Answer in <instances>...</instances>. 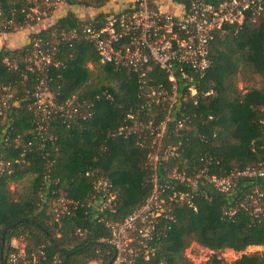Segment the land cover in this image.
I'll return each mask as SVG.
<instances>
[{
    "label": "trees",
    "instance_id": "trees-1",
    "mask_svg": "<svg viewBox=\"0 0 264 264\" xmlns=\"http://www.w3.org/2000/svg\"><path fill=\"white\" fill-rule=\"evenodd\" d=\"M1 1L7 15L25 5V0ZM169 1L189 9L197 0ZM117 2L66 0L63 14L27 35L26 43L13 48L0 43V83L11 85L15 101L0 117V264L11 238L22 235L27 250L43 246L49 264H109L114 250L106 222H121L141 207L155 181L188 192L189 202L171 199L165 190L168 212L156 218L154 250L147 258L136 255L133 264H192L184 251L193 241L214 251L203 264L221 262L216 254L226 248L264 247V174L238 175L229 191L208 179L264 164V17L216 32L209 66L192 83L195 94L179 77L170 104L173 83L162 68L149 62L140 75L101 63L82 36L83 25L102 26ZM80 6L98 11L83 19L75 11ZM17 18L23 20L20 12ZM73 28L76 38L60 39ZM33 38L53 51L45 79L55 107L46 121L34 95L44 73L25 67ZM256 76L257 85L238 87ZM159 86L168 96L155 103L157 96L150 93ZM167 114L154 170L153 138ZM201 170L196 187L171 176L194 177ZM99 179L107 180L115 195L102 208L103 191L95 188ZM59 196L77 204L56 219L46 201ZM232 264H264V251L243 253Z\"/></svg>",
    "mask_w": 264,
    "mask_h": 264
},
{
    "label": "built area",
    "instance_id": "built-area-1",
    "mask_svg": "<svg viewBox=\"0 0 264 264\" xmlns=\"http://www.w3.org/2000/svg\"><path fill=\"white\" fill-rule=\"evenodd\" d=\"M159 1L123 0V3L113 7L111 15L102 26L86 24L80 31L82 36L93 44L101 63L138 71L140 75L144 74L149 62L162 68L173 83L172 93L168 97L170 104L176 99V80L179 77L190 82L187 89L191 94H195L196 90L192 83L195 77L202 76L209 66V44L216 32L226 24L238 26L246 18L253 20L264 17V0H223L218 4L197 0L190 5L189 9L180 6L177 11L162 9ZM65 2L66 0H25V5L20 11L15 10L7 15L0 0V31L18 32L42 19L50 18L54 16L56 9L66 5ZM19 12L23 20L17 18ZM78 33L77 29L73 28L66 32L62 31L59 37L70 40L76 38ZM43 44L41 38H33L32 51L27 57L25 67L29 72L44 73L36 86L34 95L37 107L43 113L42 120L46 121L55 107L50 98L48 80L45 79L46 71L52 62L53 51L44 48ZM57 64L58 62L55 63ZM150 95L157 96L155 103L159 102V97L164 99L168 96L162 86H159L157 91L152 90ZM14 104V92L11 85L0 83V117H4ZM128 116L133 117L132 114ZM168 119L167 114L165 120L158 126L161 131ZM136 124L134 122V125ZM178 126H181V123ZM39 127L42 128L43 125ZM146 127L150 128L151 122ZM159 145L160 140L156 144L157 152L151 155L155 154V157H158ZM166 156L167 153L164 157ZM202 174L204 170L194 177L185 178L183 174L177 172H173L171 176L180 182L188 180L189 185L196 187L197 179ZM263 174L264 164L258 168L234 169L226 176L212 175L208 179L220 191H229L233 189L238 175ZM95 188L102 190L105 197L99 202L101 208L110 205L115 199L107 180H97ZM166 189L171 191V199L189 202L188 192L177 191L168 184L155 181L152 193L141 207L132 211L121 222H106L110 230V238L107 241L114 250L109 264H133L136 255L141 253L147 258L154 250L150 241L154 239L156 218L168 212ZM253 202L255 203L256 199ZM46 204L57 219L69 213L73 205L77 203L70 198L59 196L46 201ZM259 208L257 206L255 210ZM9 247L5 264H49L43 246L27 250L24 235L11 238ZM52 259L58 261L56 255H53Z\"/></svg>",
    "mask_w": 264,
    "mask_h": 264
},
{
    "label": "rangeland",
    "instance_id": "rangeland-1",
    "mask_svg": "<svg viewBox=\"0 0 264 264\" xmlns=\"http://www.w3.org/2000/svg\"><path fill=\"white\" fill-rule=\"evenodd\" d=\"M88 8L80 6V7L75 8V11H77V13H79L81 17H83V19L88 18L90 16V13L92 14V12L96 13V11H98V9L94 7L93 8L88 7ZM66 9H67V5L60 6L58 9H56L54 16L50 18L42 19L40 22H37L31 26L29 25V27L24 28L23 30H20L18 32L4 34V35L0 34L1 45L6 46L8 48L13 47L14 44L22 41L24 38H26L27 35L29 36L32 32L39 31V29L46 27L57 16L62 15ZM11 40L13 44L10 43ZM89 66L91 65L89 64ZM257 80H258V77L256 76L254 78L248 79V81H243V80L239 81L237 85L239 88L243 89L244 87L250 86L252 84L257 85ZM49 94L51 98V93ZM162 131L159 130L156 134H154V138H153L154 143L157 144V142L161 139ZM155 152H157L156 147L154 148L152 153H155ZM156 161H157V157H155V154H152V155L150 154V162H151L152 168H154ZM10 187L13 188V185L10 184ZM261 251H264V247L261 245H248L242 251H234L233 249L226 248V249H223L217 252L216 255H217V258L221 259V262H219L218 264H232L234 260L239 258L240 255L243 253L249 254V253L261 252ZM213 253L214 251H212L211 249L207 247H203L194 241L191 242L190 245L184 251L185 256L191 261L192 264L205 263L206 261L210 259Z\"/></svg>",
    "mask_w": 264,
    "mask_h": 264
},
{
    "label": "crops",
    "instance_id": "crops-1",
    "mask_svg": "<svg viewBox=\"0 0 264 264\" xmlns=\"http://www.w3.org/2000/svg\"><path fill=\"white\" fill-rule=\"evenodd\" d=\"M123 3V0H119L118 2H117V4H119V3ZM159 4L161 5V7H162V9H164V10H167V11H177L178 9H179V7H180V5L179 4H172V3H170V1L169 0H160L159 1ZM27 42V39L26 38H24L22 41H20L19 43H26ZM11 44H13L12 43V40H11V42H10ZM19 43H16V44H14L13 45V47H16ZM13 47H11V48H13Z\"/></svg>",
    "mask_w": 264,
    "mask_h": 264
}]
</instances>
